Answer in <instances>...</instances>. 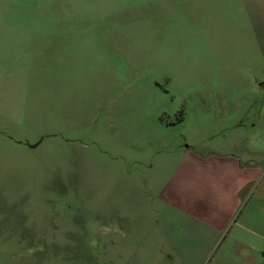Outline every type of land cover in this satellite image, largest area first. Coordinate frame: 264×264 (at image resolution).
Returning <instances> with one entry per match:
<instances>
[{
    "label": "rangeland",
    "instance_id": "obj_1",
    "mask_svg": "<svg viewBox=\"0 0 264 264\" xmlns=\"http://www.w3.org/2000/svg\"><path fill=\"white\" fill-rule=\"evenodd\" d=\"M55 2L0 0V264H264L235 255L243 236L210 240L180 216L164 232L172 215L157 199L189 142L260 167L241 213L264 217V62L249 76L187 61L183 78L171 63L119 60L80 79L50 60ZM127 2L141 25L144 0Z\"/></svg>",
    "mask_w": 264,
    "mask_h": 264
},
{
    "label": "crops",
    "instance_id": "obj_2",
    "mask_svg": "<svg viewBox=\"0 0 264 264\" xmlns=\"http://www.w3.org/2000/svg\"><path fill=\"white\" fill-rule=\"evenodd\" d=\"M55 1H61L52 7V17L61 24L55 30L61 40L49 45L50 60L62 73L73 65L80 79L86 78L91 63L116 65L119 60L171 63L183 78L187 61L249 65V76L257 61L264 62V0H144L141 25L130 16L129 0ZM135 32H142L140 46L135 45ZM165 32L182 38L166 40ZM186 143L158 188L160 213L172 215L171 221H162L164 232L182 222L180 216L194 231L205 228L210 240L228 232L245 237V247L233 249L235 255L263 262L254 239L264 242V217L241 213L248 201L247 187L260 167L241 164L243 156L236 152L210 149L201 155ZM256 201L264 204L263 197Z\"/></svg>",
    "mask_w": 264,
    "mask_h": 264
},
{
    "label": "built area",
    "instance_id": "obj_3",
    "mask_svg": "<svg viewBox=\"0 0 264 264\" xmlns=\"http://www.w3.org/2000/svg\"><path fill=\"white\" fill-rule=\"evenodd\" d=\"M263 254H264V251H263Z\"/></svg>",
    "mask_w": 264,
    "mask_h": 264
}]
</instances>
